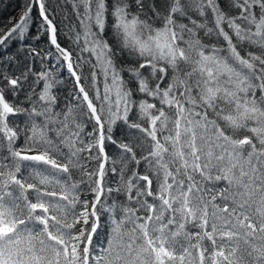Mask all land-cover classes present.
Here are the masks:
<instances>
[{
  "label": "snow or ice",
  "instance_id": "1",
  "mask_svg": "<svg viewBox=\"0 0 264 264\" xmlns=\"http://www.w3.org/2000/svg\"><path fill=\"white\" fill-rule=\"evenodd\" d=\"M63 3L75 61L0 28V264H264V0Z\"/></svg>",
  "mask_w": 264,
  "mask_h": 264
},
{
  "label": "trees",
  "instance_id": "2",
  "mask_svg": "<svg viewBox=\"0 0 264 264\" xmlns=\"http://www.w3.org/2000/svg\"><path fill=\"white\" fill-rule=\"evenodd\" d=\"M26 0H0V28H10L12 24H14L20 17L21 12L23 10L24 4ZM150 2V0H145V5ZM160 0H156V3L159 5ZM60 7H57V5ZM46 6L49 9V18L53 19L54 24L57 27V41L61 44L62 47L68 49L72 52V58L75 61L76 58L81 55L79 49L76 45L72 42L69 38L71 33L69 32V27L76 23L75 16L72 11L71 4L64 5L63 0H46ZM35 7L33 8L32 18L29 21L31 27V34L34 36L38 33H41L39 41L35 39H30L26 41L27 44L32 46H38L39 49L43 50L44 52H52L53 56L49 58V60L45 61L44 67L47 68L49 65L55 66L57 64L56 56V49L54 46L50 45L49 37L46 32H43L41 29V25L43 21L41 18H38L34 12ZM65 17H68L65 19ZM111 23V20L109 21ZM109 36L111 35V30H108ZM11 43V42H10ZM18 44H12L9 52L15 54L18 50ZM87 56V53L83 54ZM62 65L57 70V75L59 79V83L57 88L55 89L61 105L66 102V98H70L71 94L74 92V83L73 77H71L70 73L67 71L66 63L62 60L60 61ZM35 70H41V63L40 60L37 59L34 65ZM85 86L88 87L89 85L85 83ZM42 87V84L37 86V91L39 88ZM91 94V93H90ZM92 125L89 124L87 130L91 131ZM123 126L119 125L114 128L113 134L115 138H120L122 136ZM106 151L109 155H113L117 152V149L114 145L107 144ZM111 179V176L109 177ZM103 221V218H102ZM101 239H103V229L101 230Z\"/></svg>",
  "mask_w": 264,
  "mask_h": 264
},
{
  "label": "bare ground",
  "instance_id": "3",
  "mask_svg": "<svg viewBox=\"0 0 264 264\" xmlns=\"http://www.w3.org/2000/svg\"><path fill=\"white\" fill-rule=\"evenodd\" d=\"M34 12L36 13L37 16L39 15V13H38V8L35 7Z\"/></svg>",
  "mask_w": 264,
  "mask_h": 264
},
{
  "label": "water",
  "instance_id": "4",
  "mask_svg": "<svg viewBox=\"0 0 264 264\" xmlns=\"http://www.w3.org/2000/svg\"><path fill=\"white\" fill-rule=\"evenodd\" d=\"M38 17H39V15H38ZM40 18V17H39ZM73 83H74V78H73Z\"/></svg>",
  "mask_w": 264,
  "mask_h": 264
},
{
  "label": "rangeland",
  "instance_id": "5",
  "mask_svg": "<svg viewBox=\"0 0 264 264\" xmlns=\"http://www.w3.org/2000/svg\"><path fill=\"white\" fill-rule=\"evenodd\" d=\"M36 15V14H35ZM37 16V15H36ZM38 17V16H37ZM39 18V17H38Z\"/></svg>",
  "mask_w": 264,
  "mask_h": 264
}]
</instances>
